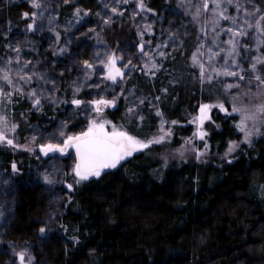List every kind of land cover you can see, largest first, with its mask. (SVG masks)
Here are the masks:
<instances>
[{
  "label": "trees",
  "instance_id": "1",
  "mask_svg": "<svg viewBox=\"0 0 264 264\" xmlns=\"http://www.w3.org/2000/svg\"><path fill=\"white\" fill-rule=\"evenodd\" d=\"M207 2L205 11L204 0H143L146 10L139 0H39L40 8L32 0H0V77L7 72L13 82L0 79V89L11 93L7 99L0 95V109L7 125H16L10 134L16 147L0 144V208L6 200L0 264H20L12 252H25V264L29 257L31 264H264V139L244 146L231 163L216 164L212 154L239 138L238 117L212 108L204 123L207 148L190 123L201 104L229 110L235 96L246 101L260 84L250 68L255 57H264V35L245 21L264 15V0H239L241 11L235 0H221L219 9ZM224 9L235 23L215 15ZM255 9V15H244ZM228 28L247 32L235 37L232 57ZM112 53L122 57L117 68L123 79L115 84L103 78L100 63ZM84 61L94 65L87 79ZM153 63L159 70L151 69ZM237 68L243 80L214 71ZM257 69L264 78V64ZM29 75L30 82L20 78ZM230 84L239 86L229 89ZM33 89L41 101L37 108L27 95ZM74 98L85 105L76 108ZM113 98L115 107H102L100 115L119 129L151 139L159 134V110L172 135L99 178L77 183L70 172L72 153L64 160L46 157L39 146L81 134L95 113L88 102ZM189 139L191 150L205 151L207 158L178 154ZM51 160L68 161L61 178L39 172L40 161ZM45 176L50 182L54 177V185ZM49 191L62 197L53 225Z\"/></svg>",
  "mask_w": 264,
  "mask_h": 264
},
{
  "label": "snow or ice",
  "instance_id": "2",
  "mask_svg": "<svg viewBox=\"0 0 264 264\" xmlns=\"http://www.w3.org/2000/svg\"><path fill=\"white\" fill-rule=\"evenodd\" d=\"M124 2H127V0H124ZM223 3L225 4H233L234 0H223ZM212 4L215 6V8L219 9L221 7V0H212ZM31 6L33 8H40L41 4L39 3V0H32ZM139 6L142 10H146L145 6L143 4V0H139ZM203 9L206 11L208 10L209 4L207 0H204V3L202 5ZM235 7L237 11H241V5L239 4V0H235ZM115 11V9H113ZM226 9H224V12H218L215 13L216 16H218L221 19L225 20H231L232 23H235L234 17L227 16ZM259 9H255L253 12H244L245 16H252L255 15L256 12H258ZM80 9L76 10V15L80 16ZM122 14V13H120ZM199 14V11L197 12V15ZM85 16L88 15L87 12L84 13ZM24 17L28 18V13H24ZM34 19V16H33ZM261 21H264V15H261L257 21L255 22H249L245 21L249 25L250 28H256L258 31H260L261 35H264V24H261ZM108 21L106 20L105 23ZM218 26V22H217ZM33 28L32 24L28 25V29L31 30ZM150 29V26H149ZM91 30V29H90ZM148 30V29H146ZM227 32L232 34L233 39H230L228 41L229 45H231V50L228 52V56L232 57L234 53H236V48L238 45V41L235 39V37L238 36H246L247 32L244 29H241L239 31H233V29L228 28L226 29ZM57 39H59V36L57 35ZM261 46H264V42H260ZM167 45H164L166 47ZM16 52L20 51V48L17 47L14 49ZM140 50L143 52L144 47L143 44L140 46ZM66 49H60V52H65ZM99 55V54H98ZM145 55H148L145 52ZM161 56H164L165 54L163 52L160 53ZM122 59V57H117L115 53H112L108 56L107 62L100 61V63H103V66L107 72V75L104 76V79L110 80L113 84L117 82V77L120 79H123V72L120 68L116 67L117 60ZM195 60V58H194ZM16 63H20V58H16ZM7 63H12L11 60H9ZM31 63V61H28L23 64V67H27V64ZM227 64L228 61H225ZM264 64V57L257 56L254 58L251 64L250 71L254 74L255 80L258 81L261 85H264V78H262L258 74V65ZM84 69L86 70L84 73L85 78H90L91 70L93 69L94 65L92 63H89L88 61H84ZM232 67H236L235 61L232 62ZM147 67V66H146ZM151 69L159 70L155 63L151 65ZM149 69V71H151ZM217 72V75H225V76H238L239 79L243 80L245 77L243 75H239L236 71H229L225 70L223 72L215 70ZM32 75H35V73H32ZM32 75H29L27 77L21 76V79H24L27 82H30L32 79ZM204 77V69L201 65V78ZM4 84H7L9 86L12 85V80L9 77V74L7 72H4L3 76L0 77ZM211 78L209 77V81ZM94 87H98L99 85H93ZM239 85H228L227 87L230 89L232 87H238ZM15 91L21 95L24 93L21 91L20 88H16ZM74 91L78 93L80 91V88L77 86ZM0 95H2L5 99H7L8 96L11 95V93L3 92L2 89H0ZM29 98L33 99L32 106L34 108H37L40 106L41 101L37 97L36 90H31L28 94ZM159 99V97H157ZM116 98H113L111 100H105V99H96L92 100L88 103L91 105V109L97 113V115H100L102 113V107H115ZM72 105H74L76 108H80L82 105H85L86 102L82 101L81 99H72L70 101ZM140 103H143V100L140 101ZM212 108H218L220 111L228 113V110L224 107L223 104H201L198 108V115L193 118L190 123H194L196 125L197 131L194 133V136H196L198 139L205 141L204 147L207 148V142L205 140V137L208 135V132L204 129V123L206 121L211 120L210 111ZM134 108H129V112H134ZM233 111H240L239 109H233ZM156 116L161 117L160 120V126H159V134L156 136H153L151 139H145L140 140L132 135H129L127 132L118 129L115 125L111 126L110 130H107V126L110 124L109 121L101 120L97 121L96 119H92L89 122L87 131L82 132L79 135L74 136H67L65 137L61 142L59 143H44L39 146V153L43 156H49V154H59L61 156L67 154L68 149H74L75 150V156H76V164L73 169L74 176L77 177V183L80 181L88 180L90 177H96L99 178L102 173L106 169H112L116 168L121 161L127 159L128 157L132 156L135 152L143 151L147 148H150L154 144H161L165 143L169 137L172 135L171 127H166L165 125L168 123L163 119V113H161L159 110L156 111ZM258 116H264V103L259 104L255 108V112L252 115H244L243 119L240 121V124L238 125V128L241 132L244 133V139L243 143L251 144L250 137L253 135L252 130L247 129L246 121L248 120H257ZM139 120H143V116L138 117ZM264 123V121H261ZM178 121H171V125H176ZM0 127L4 128V131H0V144H4L9 147H16L12 139H9L6 137L5 131H14L16 125H12L11 128H7V121H5L3 118H0ZM255 127V125H254ZM257 134H259V129H256ZM60 136H64L63 131L60 132ZM33 142H35V137H33ZM185 143L192 144L193 141L189 139ZM238 145L236 144H230L227 150V154H231L235 148ZM24 150L29 151L31 149L25 148ZM195 150V149H194ZM183 153H181L182 155ZM203 155V152H197V158L199 156ZM231 163V160L228 161ZM12 170L15 172L17 171L16 165L14 164L12 166ZM46 182H50L49 178L47 176L44 177ZM69 190H71V185H68ZM45 231L44 228H40L41 234H43ZM20 264H25L26 260V253L20 252L17 254ZM27 264H31L30 257L27 260Z\"/></svg>",
  "mask_w": 264,
  "mask_h": 264
},
{
  "label": "rangeland",
  "instance_id": "3",
  "mask_svg": "<svg viewBox=\"0 0 264 264\" xmlns=\"http://www.w3.org/2000/svg\"><path fill=\"white\" fill-rule=\"evenodd\" d=\"M117 63H118V60H117ZM116 67H117V64H116ZM234 71L238 72V68H237V70L235 69ZM104 73H105V76H106L107 72H106L105 68H104ZM249 93H251V95L250 94L248 95V100H246V101H242V99H239V95L234 97V99L232 100L233 102L230 104V106H229L230 108L228 110V113H230V114H226L225 112L220 111L218 108H214V109L219 110L220 112H222L225 115H236L238 117L237 119H238V125H239L240 121L243 119L244 115H252L255 112V108L259 104L264 103V85H261V84L257 85L256 84L254 86V88L251 90V92H249ZM215 104H213V105H215ZM233 109H239L240 111H235L234 112ZM0 118H3L1 109H0ZM92 119H96L97 121H101V120L108 121L102 115H97L95 113H92V115L90 116V118L88 119V121L86 123L85 129L83 130V132L87 131L89 122ZM261 121H264V116H258L257 120H255V121H253V120L246 121L247 129H250L253 132V135L250 137L251 144L256 138L264 139V123H262ZM112 125H114V124H112L110 122V124L107 126V130H110ZM254 125H255V127H254ZM7 128H10V127L7 125ZM257 128L259 129V134H257V131H256ZM4 130H5L4 128L0 127V131H4ZM238 133H239V138L237 140H234V141L230 142L227 145L226 149L222 153H220V154H212V161L214 163L222 164V163L227 162L229 160L232 161V160L235 159V157L240 152H245V148H243L244 146H250L251 145V144L249 145V144L243 143L244 133L241 132L239 130V128H238ZM5 134H6V137L10 139L11 131H5ZM233 143L238 145V146L235 148V150L231 154H227V150H228L229 145L233 144ZM1 145H4V144H1ZM198 151L199 152H203L202 150H198V149L191 150V144H189V145L183 146V148L178 152V154L179 155H181V153H183L182 155L193 154V155L197 156V152ZM70 153H72L74 155L73 151H67V154L63 155V156H61L59 154H56V155L58 156L59 159H63L64 160V159H67L70 156ZM136 153H138V152H135L134 154H136ZM204 155H208V154L205 153V151H204L203 155L199 156V158L200 159L207 158V157H204ZM130 157H128V158H130ZM39 159L43 160L40 157H39ZM127 159H125V160H127ZM125 160L121 161V163L124 162ZM210 160H211V158H210ZM67 164H68V161L67 162H60V163L58 161H56V160L55 161L51 160L48 163L40 161L38 170H39L40 173H42V172H50V173L58 176V175H60V172L62 171L63 168L66 167ZM75 164H76V161L73 163L72 167L70 168V172H72L73 176H74L73 169L75 167ZM114 169L115 168L108 169L107 171L114 170ZM60 178H61V175H60ZM95 178L96 177H90L88 180L95 179ZM51 179L52 180H51L50 183H52L54 185V183L52 182V181H54L53 180L54 177H51ZM74 179L77 181L78 178L74 176ZM84 181H87V180H84ZM0 182H2L1 179H0ZM80 182H82V181H80ZM7 184H8V182H6V185ZM49 192H50V194H49V209H50L49 211H50V213H49L48 221H49V223L51 225H53V223L56 222V218L58 217V213L60 211L59 204L61 203L62 197L60 196V194H58L60 192H58V193L57 192H53V191H49ZM3 201L4 202L1 203L2 205H1V208H0V211H2L1 213L4 212L5 206H6V200H3ZM13 253H14V255L16 257H18L17 254L20 253V252H12V254ZM18 261H19V259H18Z\"/></svg>",
  "mask_w": 264,
  "mask_h": 264
},
{
  "label": "water",
  "instance_id": "4",
  "mask_svg": "<svg viewBox=\"0 0 264 264\" xmlns=\"http://www.w3.org/2000/svg\"><path fill=\"white\" fill-rule=\"evenodd\" d=\"M67 151H73V153H74V155H75V150H74V149H71V148H70V149H68ZM75 159H76V156H75ZM76 162H77V161H76ZM107 170H108V169H106L105 171H107ZM105 171H104V172H105Z\"/></svg>",
  "mask_w": 264,
  "mask_h": 264
}]
</instances>
